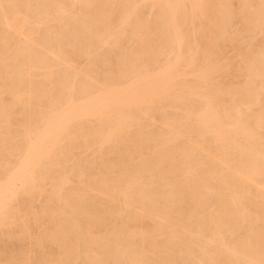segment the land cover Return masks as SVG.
Segmentation results:
<instances>
[{"label":"bare ground","instance_id":"6f19581e","mask_svg":"<svg viewBox=\"0 0 264 264\" xmlns=\"http://www.w3.org/2000/svg\"><path fill=\"white\" fill-rule=\"evenodd\" d=\"M14 240L0 264H264V0H0Z\"/></svg>","mask_w":264,"mask_h":264},{"label":"rangeland","instance_id":"374dc122","mask_svg":"<svg viewBox=\"0 0 264 264\" xmlns=\"http://www.w3.org/2000/svg\"><path fill=\"white\" fill-rule=\"evenodd\" d=\"M236 20V21H235ZM234 20V23L235 24H237V25H234L233 26V30L235 29V30H237L238 28H239V26L240 25H238L239 23H237L238 21H237V19H235ZM237 26V27H236ZM34 27L35 28H37L36 27V25H34ZM243 40V41H242ZM241 41H239V42H241V43H238V42H235V44L237 43V45H241V47L242 48H245L247 45L246 44H248V42L249 43H256L257 42V40H256V42H254L255 40L253 39H251L250 37L249 38H244V39H242ZM245 40H246V42H245ZM249 40V41H248ZM259 40V39H258ZM251 41V42H250ZM232 48V49H231ZM228 50V51H227ZM233 47H227V48H223V52H224V59H227V58H230L231 59V57H233L234 55L232 54V53H234L233 52ZM227 52H229V53H227ZM230 52H232V53H230ZM83 62H85V61H83ZM83 62H82V65H83ZM85 65H86V63H84V65H83V67L85 68ZM239 81H241V80H239ZM232 82L233 83H235L236 82V84H238V82H237V80H232ZM225 106H228V104H225ZM223 107H224V105H223ZM84 155H86V154H84ZM83 154L81 155V156H84ZM78 157H80V156H78ZM88 156H86L85 158H87ZM82 158H84V157H82ZM40 231H42V230H40ZM40 231H39V233H40ZM8 242H9V244H8ZM12 243H13V241H11ZM10 241H7V242H2L0 245H5V246H8V247H10L11 248V246H13L16 242H15V240H14V243L13 244H10L11 243ZM6 243V244H5ZM17 244H19V243H17ZM17 244H15L14 246H18ZM14 246L12 247V248H14ZM3 247V246H2ZM16 248V247H15ZM14 248V249H15Z\"/></svg>","mask_w":264,"mask_h":264}]
</instances>
